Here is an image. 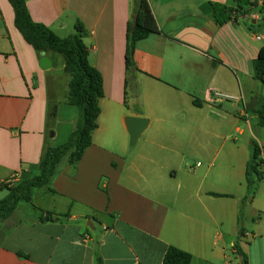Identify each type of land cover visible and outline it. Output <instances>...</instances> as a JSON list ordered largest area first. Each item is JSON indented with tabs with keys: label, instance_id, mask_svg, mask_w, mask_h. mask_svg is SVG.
<instances>
[{
	"label": "crops",
	"instance_id": "1",
	"mask_svg": "<svg viewBox=\"0 0 264 264\" xmlns=\"http://www.w3.org/2000/svg\"><path fill=\"white\" fill-rule=\"evenodd\" d=\"M149 2L160 33L138 43V71L127 74L131 0H27L32 19L61 38L84 25L104 98L81 161L62 166L54 192L34 190L0 221V264H164L170 247L191 254V264H241L238 250L248 264H264V178L254 195L246 183L253 142L264 146V126L253 129L264 97L253 69L264 46L261 15L220 26L201 5L231 0ZM46 56L43 70L10 2L0 0V189L36 176L44 150L64 144L63 128L79 121L68 104L71 78L61 86L64 60ZM216 91L241 99L211 101ZM129 116L148 120L142 135L153 128L192 137L126 142ZM232 122L238 142L202 139ZM111 131L123 142L105 140Z\"/></svg>",
	"mask_w": 264,
	"mask_h": 264
},
{
	"label": "trees",
	"instance_id": "2",
	"mask_svg": "<svg viewBox=\"0 0 264 264\" xmlns=\"http://www.w3.org/2000/svg\"><path fill=\"white\" fill-rule=\"evenodd\" d=\"M14 10L15 27L24 40L30 45L38 56L42 52L56 53L63 57L64 71L71 78L68 90V104L79 111V121L75 131L67 142L56 147L44 150L39 172L29 180L21 181L13 187H8L11 193L0 202V221L9 218L20 202H30L34 190L47 189L54 192L51 184L60 173L64 164L76 166L83 158L85 152L92 145L93 133L98 129V118L101 114L100 101L104 98L103 80L98 70L90 63V53L84 42L86 29L78 22L75 26L76 34L61 38L47 26L36 23L28 10L27 0H8ZM233 7L206 2L201 5L203 14H212L220 26L228 22H236L239 16H246V7L251 5V0H231ZM257 2L258 0H254ZM132 17L128 24L126 72L131 74L138 71L135 64V51L139 42L152 35H158L160 28L153 14L149 0H131ZM264 27V9L260 11ZM137 18V19H135ZM255 78L264 85V46L260 49L258 57L253 61ZM57 107L49 114L56 117ZM258 123L264 126V97L257 111ZM264 178V161L261 158V147L256 141L252 145V153L246 171V183L252 195L256 194ZM215 196H220L215 194ZM238 255L243 257L242 264H248L246 254L238 250ZM192 255L170 247L165 255L164 264H191Z\"/></svg>",
	"mask_w": 264,
	"mask_h": 264
},
{
	"label": "rangeland",
	"instance_id": "3",
	"mask_svg": "<svg viewBox=\"0 0 264 264\" xmlns=\"http://www.w3.org/2000/svg\"><path fill=\"white\" fill-rule=\"evenodd\" d=\"M251 5L246 7L247 9V14H251L252 12L255 14H260V11L262 10L260 5H259V1L255 2L254 0H251ZM257 32L264 37V27L262 24L257 26ZM261 45H264V40L260 41ZM59 59L60 61L63 62V57L61 55H59ZM61 86H64V84L66 83V80H69V75L65 74V73H61ZM241 99V97H239ZM132 105H130L131 107ZM132 109V108H131ZM79 112V111H78ZM233 116H235L236 119H238L240 121V123L238 124V127H240V129H245V119L241 118L240 116H238L237 113L234 112ZM72 117V121L74 119L73 115H71ZM80 117V116H79ZM232 124H234V122H232L231 124H228L226 127H224L223 129H220L216 132L209 134L204 133L202 136V139H205V142H225V140L227 142H238L241 137L238 134V132H235V128L236 127H228L231 126ZM77 127V123L75 122V124L71 123L70 125H67V127H64L63 129L65 130L63 132V134H65L62 139H60L58 142H67L70 134L76 129ZM262 126H260L257 122H253V129L254 132H256L257 128H261ZM228 128V129H227ZM225 129V130H224ZM247 131V133H249V130L246 128L245 129ZM190 136H186V132H182L180 130L177 129H172V130H154L153 128L148 129L143 135L142 137L139 139V141L137 142H153V140L160 139L159 141L162 142H186L189 139H191L192 137V133L193 132H188ZM196 133V132H195ZM104 138L105 140L109 141V142H123V137L122 135L119 133V131H111V132H105L104 133ZM126 142H131L130 139V134L126 132ZM203 141V140H202ZM133 146H137V145H133ZM18 184V183H16ZM234 261L238 262V259L236 257H234Z\"/></svg>",
	"mask_w": 264,
	"mask_h": 264
},
{
	"label": "water",
	"instance_id": "4",
	"mask_svg": "<svg viewBox=\"0 0 264 264\" xmlns=\"http://www.w3.org/2000/svg\"><path fill=\"white\" fill-rule=\"evenodd\" d=\"M41 56L42 58L40 60V67L43 70L49 69L51 67V61L47 58L46 52H42ZM125 122H126L127 130L130 134L131 143H136L139 137L142 135V133L147 128L148 120L145 118L129 116L126 118ZM10 193H11V190L8 187L1 188L0 189V202L6 199ZM89 226L92 227L91 221H89ZM240 258H241V264H242L243 257L241 256Z\"/></svg>",
	"mask_w": 264,
	"mask_h": 264
},
{
	"label": "built area",
	"instance_id": "5",
	"mask_svg": "<svg viewBox=\"0 0 264 264\" xmlns=\"http://www.w3.org/2000/svg\"><path fill=\"white\" fill-rule=\"evenodd\" d=\"M258 1H259V5H260L261 9H264V0H258ZM257 40H263V39L260 36H258ZM212 93H211L212 94L211 101H221V100L239 101L240 100L239 98H235V97L230 96V95L222 94V93L217 92V91L212 92ZM261 158L264 161V146H261ZM15 184H16L15 182H10L8 184V186L13 187Z\"/></svg>",
	"mask_w": 264,
	"mask_h": 264
}]
</instances>
